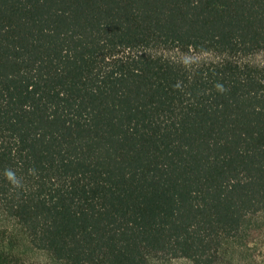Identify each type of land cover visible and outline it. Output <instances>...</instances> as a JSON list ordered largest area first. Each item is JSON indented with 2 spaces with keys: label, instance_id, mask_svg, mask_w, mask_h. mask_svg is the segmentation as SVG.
<instances>
[{
  "label": "trees",
  "instance_id": "trees-1",
  "mask_svg": "<svg viewBox=\"0 0 264 264\" xmlns=\"http://www.w3.org/2000/svg\"><path fill=\"white\" fill-rule=\"evenodd\" d=\"M0 210L65 264H264V0H0Z\"/></svg>",
  "mask_w": 264,
  "mask_h": 264
},
{
  "label": "rangeland",
  "instance_id": "rangeland-1",
  "mask_svg": "<svg viewBox=\"0 0 264 264\" xmlns=\"http://www.w3.org/2000/svg\"><path fill=\"white\" fill-rule=\"evenodd\" d=\"M264 219V216L260 217ZM11 230L13 234L7 233ZM0 233L9 241V245L14 247L13 253L16 254L10 264H65L57 261L45 252L33 250L23 237L14 221L8 218L0 210ZM6 241V240H5ZM152 261V260H151ZM158 264H192L185 258H160L154 260ZM153 262V261H152ZM217 264H254L251 252L243 246V239L226 240L219 249Z\"/></svg>",
  "mask_w": 264,
  "mask_h": 264
},
{
  "label": "clouds",
  "instance_id": "clouds-1",
  "mask_svg": "<svg viewBox=\"0 0 264 264\" xmlns=\"http://www.w3.org/2000/svg\"><path fill=\"white\" fill-rule=\"evenodd\" d=\"M190 60V58L186 59V63ZM217 88L221 91H223V86L222 85H217ZM5 177L7 178L8 181H10L12 184L17 185L19 184V181L17 180L16 174L10 170V169H6L5 170Z\"/></svg>",
  "mask_w": 264,
  "mask_h": 264
}]
</instances>
